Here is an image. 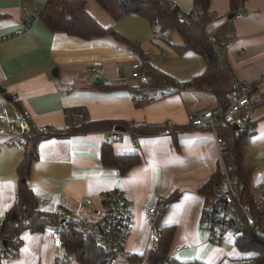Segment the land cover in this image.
<instances>
[{
  "label": "crops",
  "instance_id": "crops-1",
  "mask_svg": "<svg viewBox=\"0 0 264 264\" xmlns=\"http://www.w3.org/2000/svg\"><path fill=\"white\" fill-rule=\"evenodd\" d=\"M46 1L26 0L23 10V0H0V87L4 89L0 93L4 114L0 119V220L17 202V166L24 147L35 138H28L22 147L10 143L4 130L6 119L22 111L31 131L43 126L51 131L36 137V155L24 179L39 212L56 215L64 211L78 226L80 222L101 221L104 199L113 190L126 199L132 221L121 247L125 259L115 257L112 264H148L145 255L164 227L173 229L169 255L179 262L236 264L240 258L253 256V252L239 251L230 235L221 234L211 241L209 231L201 225L207 205L202 189L225 167L213 132L189 123L195 114L221 105L202 88L180 85L204 71L203 55L194 50L179 52L183 40L178 32L169 30L166 38H152L153 23L147 18L135 13L114 18L95 0H86L85 9L120 38L105 34L83 39L53 30L38 16ZM170 1L185 14L194 8L193 0ZM238 11L243 12L240 17L228 19L230 13ZM208 12L207 35L227 29L218 45L230 47L216 51L228 61L237 81L263 76L264 0H210ZM27 21L30 24L25 30ZM134 61L140 63L141 78L131 76ZM144 62L175 80L181 90L149 100L159 91L142 84ZM95 63L97 71L89 73L88 67ZM93 76L102 83L93 84ZM106 84L116 87L104 88ZM137 88L147 97L144 101L133 99ZM263 92L264 85L256 92L244 141L253 194L264 185ZM79 108L85 110V119L67 125L65 113ZM101 122L106 128L77 129ZM114 123L124 124L118 125L123 131L127 125L136 128L135 146L128 133L109 140ZM216 124L222 125L220 121ZM103 150L107 154L137 155L139 162L122 173L115 165L103 163ZM159 197L162 204L150 221L145 220L144 205L154 204ZM47 198L50 202L43 203ZM19 239L15 258L3 254L2 264H59L62 259L60 264H80L54 242L50 227L43 231L25 229ZM184 244L188 247L175 251Z\"/></svg>",
  "mask_w": 264,
  "mask_h": 264
},
{
  "label": "trees",
  "instance_id": "trees-1",
  "mask_svg": "<svg viewBox=\"0 0 264 264\" xmlns=\"http://www.w3.org/2000/svg\"><path fill=\"white\" fill-rule=\"evenodd\" d=\"M85 1L47 0L44 6L40 8L38 16L51 29L64 31L83 39L105 34H112L115 38H120L118 33L108 27L102 26L87 12L85 9ZM95 1L114 18L122 17L127 13H135L147 18L152 23L162 24L165 29L178 32L183 40V45L179 46V52L184 50L197 51L203 55L206 62V67L202 73L194 76L189 82L180 85L182 87L186 85L202 88L210 92L219 105H227V92L238 81L228 61L220 58L215 49V45L219 44L228 33L227 29H222L213 36H209L205 32V24L211 19V15L208 12L210 0H193V10L199 8L197 14L192 13L193 10L188 14L181 12L170 0ZM234 1L239 3L243 2V0ZM143 76L142 81H145L146 86L152 88H156L158 82L161 80H165L174 86L178 85L175 80L147 62H144ZM103 87L115 88L116 86L106 84ZM262 95H264V92ZM116 124L124 125L122 123ZM102 128H106L104 122L88 127H77L78 130ZM125 128L126 131H136V128L128 125ZM68 129L70 130L71 128ZM217 129L227 140L226 154L223 156V161L227 172L236 180L237 193L241 200L254 204L255 196L250 190L251 169L244 156V141L246 135L238 137L232 124H222ZM36 140L35 137L28 144L29 146L24 145L25 153L17 166V172L20 177L17 202L5 213L0 223V238L2 241L6 240V246L2 244L4 255L6 257L15 255L20 245L19 235L23 230L43 231L53 225L60 229V245L67 253L73 255L78 263L112 264L115 257L105 252L97 244L94 236L89 235L84 237L73 223L67 222L66 220L60 223V220L55 214L47 215L37 210V201L26 183L22 181V179L27 177L30 163L36 155ZM102 161L106 165H115L123 173L132 165L138 163L139 157L133 154H107L103 150ZM222 177V170L215 172L203 187V192L210 191L213 186L222 181ZM172 236V227H164L158 230L155 246L150 248L145 255V261L148 264H203L199 261L179 262L172 258L169 255ZM234 243L239 251L247 252L253 250L257 253L250 264H264V235L257 233L252 224L245 222L244 228L240 231ZM0 264H2L1 261Z\"/></svg>",
  "mask_w": 264,
  "mask_h": 264
},
{
  "label": "built area",
  "instance_id": "built-area-1",
  "mask_svg": "<svg viewBox=\"0 0 264 264\" xmlns=\"http://www.w3.org/2000/svg\"><path fill=\"white\" fill-rule=\"evenodd\" d=\"M25 4L26 0H23V10H25ZM198 12L199 8H195L192 13L197 14ZM242 13V11H238L235 16L240 17ZM29 24L30 22L28 21L24 24L25 30H28ZM168 32L169 30L163 28L162 24L153 23L152 38H166ZM229 47L230 44L215 45L216 50ZM97 65V63L92 64L88 67L87 71L89 73H95L97 71ZM131 66V76L134 78H141L140 63L134 61ZM142 84L145 85V81H142ZM263 85L264 75L252 81H238L235 86L227 92L228 103L226 106H218L215 109H205L191 117L189 121L191 126L207 128L213 132L215 143L221 157L226 154L227 140L222 135L218 134L216 122L221 121L224 124H236L238 126L236 130L237 136L247 135L250 130L255 95ZM139 90L140 89L137 88L139 94L136 93L133 95V99L136 101H144L147 97L141 94ZM156 90L159 91L158 95L150 96L149 100H155L157 97H165L171 93L180 91L181 88L169 84L165 80H161ZM64 117L65 121L68 123L67 125L72 126L82 122L86 117V112L83 108H79L74 112H66ZM2 118H4V114L3 108L0 105V119ZM167 123H171V120H168ZM117 126V124H113L109 140L115 141L122 134L128 133L132 138V145L135 146L136 143L134 138L137 133L134 131L119 130ZM1 130L0 128V132ZM4 130L9 137L11 145L18 147L24 146L28 137L51 134L50 128L45 126L41 127L39 131H31L28 126L26 115L22 111H18L14 118L8 117L6 119ZM222 171V181L204 194L207 198V205L201 218V225L209 231L210 240H217L221 234H227L233 237L235 241L240 231L244 228L245 222L252 224L257 233L264 235V185H259L257 187L255 192V203L250 204L248 201L240 199L234 177L227 172L225 167H223ZM49 202V198L43 200V203ZM162 202L163 198L159 197L154 204H145L143 218L150 221L151 217L156 213L158 205L162 204ZM87 203H90L89 199H87ZM104 207L105 213L100 222H80L77 228L84 237L89 235L94 236L97 244H99L105 252L111 254V256L125 259L121 247L129 233L132 221L128 203L120 191L113 190L105 197ZM56 215L60 223L65 220L73 223L64 211H60ZM1 221L2 219L0 223ZM50 234L54 242L60 245L59 227L50 226ZM13 238L15 237L13 236ZM182 247L186 248L188 244L176 247L175 251L181 250ZM3 254L4 251L1 243L0 256ZM253 258V256L240 258L236 264H250ZM62 262H64V259L59 261V264ZM129 264H136V262H130Z\"/></svg>",
  "mask_w": 264,
  "mask_h": 264
},
{
  "label": "water",
  "instance_id": "water-1",
  "mask_svg": "<svg viewBox=\"0 0 264 264\" xmlns=\"http://www.w3.org/2000/svg\"><path fill=\"white\" fill-rule=\"evenodd\" d=\"M235 16V13H230L229 15H228V19H231V18H233ZM90 80L93 82V84H101L102 83V81H101V79L100 78H98V77H91L90 78ZM1 92H4V89H2L1 87H0V93ZM117 129H119V130H124V127L123 126H117ZM234 129L235 130H237L238 129V126L236 125V124H234ZM22 181H24V179H22ZM2 244L4 245V246H6V240H3L2 241Z\"/></svg>",
  "mask_w": 264,
  "mask_h": 264
},
{
  "label": "rangeland",
  "instance_id": "rangeland-1",
  "mask_svg": "<svg viewBox=\"0 0 264 264\" xmlns=\"http://www.w3.org/2000/svg\"><path fill=\"white\" fill-rule=\"evenodd\" d=\"M221 122V121H220ZM222 123V122H221ZM223 124V123H222ZM218 126V125H217ZM223 172V171H222ZM235 179V178H234ZM254 196H256V194H254ZM2 243V242H1ZM225 244V242H223V244L222 245H224ZM232 245H234V244H232ZM61 246V245H60ZM231 248V246L230 245H228V249L229 250H231L230 249ZM249 252H253V257L255 256V255H257V253L255 252V251H253V250H250ZM8 259L9 258H15V256H10V257H7ZM7 258H4L5 260L7 259ZM253 260V259H252ZM117 262H118V259H117ZM252 262V261H251Z\"/></svg>",
  "mask_w": 264,
  "mask_h": 264
}]
</instances>
